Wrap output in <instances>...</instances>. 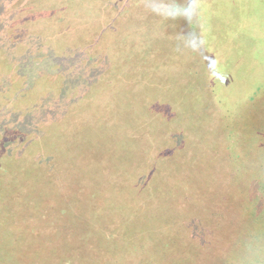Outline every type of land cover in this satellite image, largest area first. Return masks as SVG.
I'll use <instances>...</instances> for the list:
<instances>
[{
    "label": "rangeland",
    "instance_id": "obj_1",
    "mask_svg": "<svg viewBox=\"0 0 264 264\" xmlns=\"http://www.w3.org/2000/svg\"><path fill=\"white\" fill-rule=\"evenodd\" d=\"M20 1L0 0V147L10 154L8 164H16L17 186L40 209L30 217L29 230L24 222L13 224L15 220L0 214L9 252L0 264H95L103 259L102 253L92 256L89 250L104 244L102 228L118 229V238L126 239L111 264H264V0H102L98 9L97 0H26L38 3L24 9ZM109 7L123 8L110 36L119 44L128 38L123 46L128 58L133 55L129 64L138 63L134 71L109 78L90 109L78 111L75 106L68 113L60 108L62 96L36 97L38 85L86 82H77L83 78L80 73L72 74L79 60L68 63L67 57L59 67L54 63V82L30 81L28 70L33 66L26 70L20 66L29 62L23 41L34 34L29 39L32 53L43 51L40 38L50 41L41 61L48 74L53 59L46 52L62 57L85 23L86 35L105 26L103 16ZM139 21L152 27L146 36L156 37L159 53L152 49L146 54ZM105 45L97 44L90 53H106ZM13 60L18 64L9 62ZM129 94H134L137 105L156 97L154 104L163 107L171 129L169 135L168 128L139 123L133 128V140L116 141L125 149L135 145L129 152L138 148L139 158L143 157L136 185L152 178L139 195L147 191L150 201L162 200L161 207L148 208L149 200L140 204L137 198L119 219L118 211L107 215L108 206L99 202L112 183L94 194L100 212L93 211L85 194L110 182L124 167L122 162L108 161V156L105 162L91 158L89 165L95 167L85 172L82 186L88 192L70 199L58 183L49 186L46 175L52 166L69 165V142L79 128L104 122L117 100ZM179 108L184 114L175 111ZM75 140V153L89 145L85 132ZM92 146L97 152L105 150L104 143ZM71 158L84 165L88 156ZM148 167L157 169L151 174ZM185 184L190 185L189 192L183 189ZM173 196L175 200L168 203ZM150 209L162 212L158 226ZM127 213V219L132 213L135 218L131 235L123 228ZM60 248L75 253L76 260L62 262L56 257Z\"/></svg>",
    "mask_w": 264,
    "mask_h": 264
},
{
    "label": "trees",
    "instance_id": "obj_2",
    "mask_svg": "<svg viewBox=\"0 0 264 264\" xmlns=\"http://www.w3.org/2000/svg\"><path fill=\"white\" fill-rule=\"evenodd\" d=\"M25 2L26 0L20 1V5L23 9L26 7H33V5H35L33 3H36V4L38 3V1H32V2L28 1L26 3ZM97 3L99 4L97 9L103 5L102 0H97ZM122 9L123 8H120L119 10H114V8L112 9L109 7V10L108 9L105 10V14L103 18L104 17L106 18L107 23L105 24L104 27L103 26L100 27L101 29L97 31L98 33L95 31V29H93L91 35H86L88 33L87 31L89 30V28L87 27V24L85 23L84 28L80 27L76 33V36L74 37L72 41V44L69 47L71 49L67 52L68 54L67 53L62 54L63 56L62 57L59 56L60 58L57 59L55 58L56 53L52 51L46 52L47 55H49L50 57H52L51 59H53V62L50 64V66L52 65L51 66L52 70L48 74H46L45 71L42 70L44 67L41 61H42V58L44 57L43 53L45 52L47 44L50 41L46 43L47 39L40 38L41 39L40 46H42L44 49L43 51L36 52V53H32L33 51L31 47L32 44H31V41L29 40L30 38L34 36L33 33L30 35L31 37H28L27 39L28 42L27 40L23 41L25 43L24 49L27 50L26 61L28 60L29 62L24 63L23 61L22 63H20V66L23 64L22 69L24 70H26V68L30 66V64L31 66H33V70H30V69L28 70V71H31L28 74L30 81L36 82V80L39 79L38 82H54L56 78L54 75V71L56 70L54 69V63L55 65H57V67H59L58 64L61 63L60 61L64 63L65 61H63V58L67 57L66 59H69L67 61L68 63L70 61L79 60V62L77 63L78 65L72 68V74L74 75L76 72L77 74L80 73L81 75H83V78L77 82H86V84H84L83 86L74 85L73 82H70L69 84L59 83V86H56L57 83L56 84L46 83L45 86L44 84L38 85L37 87L34 86L36 87L34 88V90H36V94H35L36 97L42 100L46 98L55 99L57 97L62 96V99L59 102L60 108L63 111H66L68 113L69 112L71 113V110L75 106H78V111H82V109H85V110L90 109L93 107L98 96H100V92L102 91V88L106 86V83L109 81V78H112V80H115V78L119 75H122V73H126L132 70L134 71L138 63H136L135 65L129 64L130 62H128V60L130 59V57L133 56L132 55L133 53H131L132 56L128 58L130 54L128 55L127 53H125L126 50L123 46L124 42H129L127 41L128 38H125L121 42V44H119L120 41L117 40L116 37L110 36L111 34H113L112 31H114L113 28L112 29L110 28L116 25V20L118 17H120ZM79 16L82 18L83 21H86V18L84 15H79ZM138 25H139V30L145 31L144 32L145 40L141 41V43L142 45L143 44L145 45L147 43V47L145 51L148 50V52L146 54H148L152 49L155 50L154 51L155 53H159L160 49L158 47L157 42L155 41L156 37L150 38V34L146 36V33L152 34V32H150L152 27L149 28L148 26H146V23L142 21ZM154 33L156 34V32ZM142 36L143 35H140L141 38ZM38 40H39V37H38ZM147 40L148 42H146ZM99 43L102 45L106 44L105 45L106 53H99V52L98 54L90 53V49L91 48L95 49L97 44ZM50 47L51 46L47 48H50ZM6 50L7 52H9L8 49ZM5 54L7 53L5 52ZM135 55H140L141 59L143 58V55L139 53ZM86 60H90L91 62L90 65L87 63L88 61ZM17 61L18 60H13L9 62L12 64H18L16 63ZM70 66L71 65H69L68 68ZM16 69L18 68L15 66V68L12 70L13 74ZM38 70H41L40 78L36 75V73H39ZM43 73H44L45 80L43 79ZM44 90L45 91L47 90L48 93L45 94ZM155 98H152L151 100H149L150 98H147L146 101L142 105H137L136 102H134V99H135L134 94L126 95V97L124 96L123 98L117 100L116 104L113 105L112 115H110L106 120H104V122L97 123V124L87 123L86 125L79 128L76 136H74L69 142L70 153L67 154L69 165H67L68 164L67 162L64 168H62V165H55L54 167L52 166L51 168H49L50 169L48 172L49 174L46 175V177H48V185L50 186V185H54L58 183L60 185V190L64 189V192L66 193L65 197H67V199H70L74 194H77V193L80 195H82V193L85 194L88 192V191L85 192L86 189L84 190L82 188V186L86 183L84 180V175H86L85 172L95 167V165L94 166L89 165V161L93 157H100V159H97V160H99V162H102V161L105 162L106 159L109 157L108 161L117 160L119 163L122 162V165H124V167H122L120 171H117L116 173H114V177L111 178L110 182H104V183L102 182V184L99 183L98 185L99 188H95L89 191L87 194H85V197H88L91 199L90 207H92L93 211L100 212V207H98L97 205L100 202L108 206L109 208L108 211L110 212L109 213L107 212V215L118 211V213L115 215H117V217L121 219L120 215H124L125 208L127 206L129 207L130 205L133 207V205H135L134 202L138 200L137 198L140 199V204L149 200L151 196L146 195L147 191L141 195L139 194L142 192L140 191V189L143 187V185L144 187H149V183L152 180L151 176L148 177L149 178L147 180L148 183H145L146 186L145 184H143L142 186H138L136 185V182H135V178H137V174L140 171L139 168L137 167L139 165L138 162H139V159L140 158L143 159V157L140 156L139 158V155L137 154L138 148L133 149L131 153L129 152L128 149H130L131 146H135V145L128 144L126 145V149H125L120 144H117V142H118V139H122V143L124 141L128 142L130 140H133V137L131 135L133 132V128H138L139 125L137 126V124L139 123L144 126L147 125L148 127H151L152 125L154 126L156 125V127L161 130H165L168 128L169 135H170V129H171L170 122L171 121L168 119L167 115L165 114V110L162 109L163 107L161 106L157 107L154 104L155 102L153 100ZM175 111H177L178 113L184 114L183 108H179L177 110L175 109ZM110 125H113V126H110ZM104 127L107 128L104 131L107 132L108 135L106 136L105 132L104 133L101 132V135L99 136L98 131L103 129ZM84 132H85L86 137L89 139L88 141L89 145L85 144L82 147H79L77 152L75 153L74 152L75 148H72V146L76 145L77 140L75 139L79 135H82ZM99 143L105 144V150H102V151L98 150L97 152L96 151L97 149H92L93 144H95L96 146ZM73 154H78L81 157L88 156V158L84 161L85 164L78 165V164H75L73 161H71L72 160L71 156ZM9 156L10 154H8L6 150H4V148L1 146L0 147V214H7L10 219L15 220L13 224L21 223L22 225L24 222L23 226L25 225V229L29 230L30 228H28V225L32 219L30 217L34 216V214L38 215L37 212H38V209H40L39 208L40 206L32 202V200L30 199L28 195V192H26L24 188H20L19 186H17L15 182V177H14V167L16 164L14 165L8 164ZM145 156H147V153H145ZM28 158H32V157L28 156ZM33 160L35 159L33 158ZM84 166L86 168H83ZM144 166L146 167V165ZM97 168L98 167H96V169ZM148 168H149L148 173H151V174H153V171L157 169V167H148ZM99 169L100 167L97 170ZM168 176L171 177V174L169 175L168 173ZM190 181H193V180H190ZM108 184L112 185L110 189L108 190L110 192L108 191L105 192L106 195L104 194L105 195L104 200L98 202L94 198V194L96 193L97 190H101L100 187H105ZM68 185H70V187H68ZM179 185H182V183H180ZM189 187L190 185L188 186L187 184H185L183 189L188 190L189 192L190 191ZM142 190H145V189H142ZM111 191L114 194H111ZM174 196L173 198H170L167 200L168 203L171 201L173 202L175 200ZM142 199H144V201ZM155 205H157L158 207H161L159 206V205H162L161 198L158 200V202H152L150 200L148 201V205H147L148 208H154ZM150 210H152L151 214L152 212L154 213L156 217L157 226H158L159 224H161L160 223L161 220H163V218L160 216L161 215L160 213L162 212L158 211V209H150ZM128 214L129 213L125 215V219H126L125 221H127V223L124 225L123 228H125L124 230L127 229L126 231H128V233H130L131 235L132 232L130 231V228H131L130 224L135 218L132 216L133 214L132 213L129 219H127V217L129 216ZM121 217L124 218V216H121ZM249 222L250 224L252 222L254 223L253 217L252 218L250 217ZM51 223H54V222L51 221ZM54 224L56 225V223ZM248 224H246V227ZM4 225L5 224H3V226ZM124 230H121V233ZM101 231L104 234V244L101 246H97V247L93 245L89 251H93L92 256L95 252L98 254L100 252L102 253L100 254V258L103 257V259L95 264H111L114 260L112 258L117 254V252H119V249L121 251L123 250V248H125L123 246L124 245L123 241H125L126 239H125V236L123 237V239L118 238L117 236V233L119 232L118 229L111 228L109 230V229L102 228ZM18 235L19 234H16L15 239L18 242H20L21 238L18 237ZM3 240L4 238H3L2 232L0 231V259L9 253L7 249L8 245L3 243ZM67 250H68L67 248H60L56 257L61 258L62 262L70 263L72 259L76 260V256L73 255L75 253H70L68 252L69 250L68 251ZM109 255H110V258L108 257L105 259V257Z\"/></svg>",
    "mask_w": 264,
    "mask_h": 264
}]
</instances>
